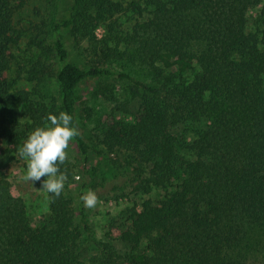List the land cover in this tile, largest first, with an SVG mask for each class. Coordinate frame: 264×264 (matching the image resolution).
<instances>
[{
    "label": "trees",
    "instance_id": "16d2710c",
    "mask_svg": "<svg viewBox=\"0 0 264 264\" xmlns=\"http://www.w3.org/2000/svg\"><path fill=\"white\" fill-rule=\"evenodd\" d=\"M33 1L0 0V264H264L241 253L264 237V0H134L132 29L84 59L83 42L126 3L42 0L49 19L22 27ZM111 79L127 84L125 102ZM89 81L113 104L92 139L79 113ZM60 112L80 132L79 163L98 154L116 167L112 179L124 171L115 191L144 197L104 239L65 191L49 194L50 218L34 224L7 180L28 135ZM60 167L71 181L72 160Z\"/></svg>",
    "mask_w": 264,
    "mask_h": 264
},
{
    "label": "rangeland",
    "instance_id": "374dc122",
    "mask_svg": "<svg viewBox=\"0 0 264 264\" xmlns=\"http://www.w3.org/2000/svg\"><path fill=\"white\" fill-rule=\"evenodd\" d=\"M123 1L128 7L129 3L134 0ZM130 8L129 6L125 12L117 14L113 19L99 24L98 28L95 30L96 40L93 42H83L82 48L85 50L83 59L86 57L92 58L94 55L92 51L93 46L102 47L105 40L111 39L114 34L121 33L123 35V33L132 29L140 18L139 15ZM260 10L261 7L251 10L250 15H257ZM52 12L53 7L51 3L49 4L46 2L45 4L42 0H34L26 9L22 18L25 20L21 26L28 27L30 25L28 22H30L31 19L38 22L44 20V18L45 20L49 19ZM50 22H52V20H50ZM119 69L124 70V68ZM109 82L116 86V94L120 101L125 102L127 93L125 89L127 88V84L124 81L116 79H111ZM96 87L97 82L89 81L83 84L79 90L81 98L79 109L80 130L89 139L94 138L97 132L103 129L100 122L105 119L106 115L111 112V108L113 107V104L106 102L103 97L96 99L93 96ZM134 106L135 104L131 105V110L133 111L135 109ZM88 107H92L93 109V111L90 112L92 120L84 118L87 116L86 109H88ZM120 116L122 118L128 117V115L125 116V114H121ZM27 119L28 117H24L22 120L26 121ZM67 151L68 157L72 160L76 169L73 179L71 181H66L64 191L75 200V207L78 213H80V206H84L81 196L89 189L97 193L101 202L94 209L84 208L86 209L88 220L96 232L97 238L104 239L109 231L110 222L113 220L119 223L124 222L130 214V209L138 207V210H141L144 197L141 194L130 193V190L127 189L115 191L113 186L115 184H122L126 178L122 176L124 171H118V173H121L119 179H112L111 176L117 173L116 167L98 154L92 152L89 165L87 168H84L78 161V147L75 142H70ZM5 172L7 174V180L12 185V193L17 197L24 198L30 220L36 225L48 221L50 218V196L48 193L42 191V183L45 178H42L41 181H26L24 179L26 175V163L19 158L18 154L15 155V159L5 168ZM76 176H79L80 180H76ZM105 177L112 181V183H109L106 187L96 185L97 183H102ZM84 185H86V190L82 192L81 188ZM161 192V189L156 190L149 197L154 199L158 198ZM114 233L118 235L117 230ZM259 238H261V240H253L251 244H246L241 250V253L246 259L256 263L264 262V237L262 236ZM113 244L123 254L129 251L128 245L120 240L114 241Z\"/></svg>",
    "mask_w": 264,
    "mask_h": 264
},
{
    "label": "clouds",
    "instance_id": "9594fccd",
    "mask_svg": "<svg viewBox=\"0 0 264 264\" xmlns=\"http://www.w3.org/2000/svg\"><path fill=\"white\" fill-rule=\"evenodd\" d=\"M45 120L44 126L35 128L28 135L17 154L26 163L24 179L30 182L46 178L42 191L59 198L68 179L60 166L68 161L70 142L80 136V132L73 126V117L66 112L49 114ZM75 179L80 180V177ZM81 200L86 209H94L101 202L91 189L81 196Z\"/></svg>",
    "mask_w": 264,
    "mask_h": 264
}]
</instances>
